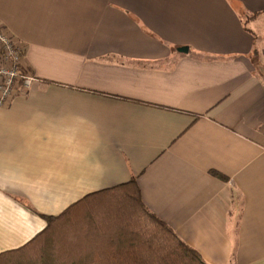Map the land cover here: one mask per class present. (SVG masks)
Instances as JSON below:
<instances>
[{
    "label": "crops",
    "instance_id": "crops-1",
    "mask_svg": "<svg viewBox=\"0 0 264 264\" xmlns=\"http://www.w3.org/2000/svg\"><path fill=\"white\" fill-rule=\"evenodd\" d=\"M0 24L35 78L0 107V257L136 178L207 264H264V0H0Z\"/></svg>",
    "mask_w": 264,
    "mask_h": 264
},
{
    "label": "trees",
    "instance_id": "trees-1",
    "mask_svg": "<svg viewBox=\"0 0 264 264\" xmlns=\"http://www.w3.org/2000/svg\"><path fill=\"white\" fill-rule=\"evenodd\" d=\"M0 264L207 263L147 208L133 178L49 218L42 233Z\"/></svg>",
    "mask_w": 264,
    "mask_h": 264
},
{
    "label": "built area",
    "instance_id": "built-area-1",
    "mask_svg": "<svg viewBox=\"0 0 264 264\" xmlns=\"http://www.w3.org/2000/svg\"><path fill=\"white\" fill-rule=\"evenodd\" d=\"M24 50L0 24V107L30 90L35 78L24 71Z\"/></svg>",
    "mask_w": 264,
    "mask_h": 264
},
{
    "label": "water",
    "instance_id": "water-1",
    "mask_svg": "<svg viewBox=\"0 0 264 264\" xmlns=\"http://www.w3.org/2000/svg\"><path fill=\"white\" fill-rule=\"evenodd\" d=\"M179 51L180 52H188V48H180Z\"/></svg>",
    "mask_w": 264,
    "mask_h": 264
}]
</instances>
